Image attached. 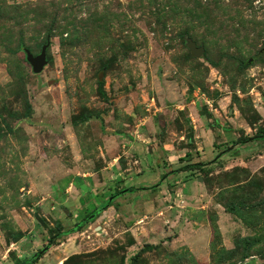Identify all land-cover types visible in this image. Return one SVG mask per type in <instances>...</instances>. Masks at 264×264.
<instances>
[{
	"label": "rangeland",
	"instance_id": "374dc122",
	"mask_svg": "<svg viewBox=\"0 0 264 264\" xmlns=\"http://www.w3.org/2000/svg\"><path fill=\"white\" fill-rule=\"evenodd\" d=\"M46 42L32 74L21 51ZM261 130L264 0H0V264L70 230L111 176L114 190L159 185L34 264H264V141L246 140ZM247 237L261 242L234 245Z\"/></svg>",
	"mask_w": 264,
	"mask_h": 264
},
{
	"label": "trees",
	"instance_id": "16d2710c",
	"mask_svg": "<svg viewBox=\"0 0 264 264\" xmlns=\"http://www.w3.org/2000/svg\"><path fill=\"white\" fill-rule=\"evenodd\" d=\"M21 6L19 5H12L10 6V9L14 10V11H17L18 9H20ZM22 7H25V8H31L30 5H26V6H22ZM170 11H174L172 8H170ZM186 35L187 36V33L184 31L180 34V43L183 44V35ZM21 53H23L21 51ZM24 55V54H23ZM210 66L214 67L213 63L206 59V56L205 54H202L201 56ZM103 69V68H102ZM99 85V88H100V85H101V82L98 81L97 83ZM25 105V113H23V116H26L28 115V111H30V106L29 104L27 103H24ZM96 117V114H87V115H84L83 117L85 119H89L91 117ZM16 118H17V115H16ZM247 141H264V130H261L259 131L258 133H255L253 136H251L250 138L246 139ZM244 141L242 140H238L236 142H233V146L239 144V143H242ZM233 150V149H232ZM229 152V151H228ZM225 153H222V152H219L218 155H216L214 158L208 160L207 162H204V163H191V164H186L184 165L182 168V170H186V171H192V170H196L198 168H202V167H205L207 165H210V164H213L215 163L219 157H221V155H223ZM178 169H176L177 171ZM175 172L174 171H169V174L170 173H173ZM168 173H165L164 175H162L160 178L163 179L165 177V175H167ZM77 180V179H75ZM78 185V184H77ZM159 184L156 183L155 185H152L150 187H147V188H134L132 186L130 187H127V188H123V189H120V190H114L109 196V200H106L105 202H103L102 204L100 205H97V206H94L92 205L91 203L89 204V211L87 210L86 213H84V216L82 219H80V221L76 222L75 225L68 231H61L60 229V226L58 223H56V228L54 229H50L48 228L47 229V241H48V245L49 247L54 245L55 241L60 238V237H63V236H67L71 233H75V232H79L82 228L84 227H87L89 225V223L93 222L98 216L99 214L104 211L106 208L110 207L111 205V202L118 196H120L121 194L123 193H126V192H134V191H138V190H148V189H154L158 186ZM224 212L226 213H230V214H236V211H235V208L233 207L232 204H227V205H224ZM22 237V234L21 233H18L17 235H15V238L13 241H16L18 239H20ZM261 242V239H258V238H240V239H237L234 243L235 246H237L238 244L240 243H243L242 245L245 247V248H250L251 246H253L254 244H258ZM45 252V249L44 248H41L39 249L34 255H32L30 258L28 259H24L22 261H19L18 263L16 264H34L39 258L42 257V255L44 254ZM70 258V257H69ZM67 258L66 260H64V262L62 264H65L68 259ZM133 259H135V256L132 257Z\"/></svg>",
	"mask_w": 264,
	"mask_h": 264
},
{
	"label": "water",
	"instance_id": "95a60500",
	"mask_svg": "<svg viewBox=\"0 0 264 264\" xmlns=\"http://www.w3.org/2000/svg\"><path fill=\"white\" fill-rule=\"evenodd\" d=\"M49 46V43L46 42L40 47L39 53L36 55H32L27 49H23L22 52L24 54V60L29 65L32 74H39L43 67L46 65L47 60L45 59V50ZM187 49L189 51V55L194 58H200L203 54L202 47H196L193 42L187 40L186 42ZM232 146L228 147L226 152H228ZM197 181H200L198 177ZM49 245L47 244L44 249H48Z\"/></svg>",
	"mask_w": 264,
	"mask_h": 264
},
{
	"label": "crops",
	"instance_id": "0c3cea01",
	"mask_svg": "<svg viewBox=\"0 0 264 264\" xmlns=\"http://www.w3.org/2000/svg\"><path fill=\"white\" fill-rule=\"evenodd\" d=\"M104 169L106 168V167H103ZM77 180H75V179H73L72 177H68V178H66V180H67V185H71L70 187H72V185L73 184H75V185H77L78 184V186L80 185V183H81V179H78V178H76ZM110 183H108V185L110 186V187H108L107 188V190H105L106 192L102 195V197H101V199H100V202L101 203H103V201L105 200V198H107L113 191H114V188L112 189L111 187L116 183V181H114V180H116L115 179V177H110ZM104 182H106V180L105 179H103V183ZM109 182V181H108ZM120 187H118V188H116L115 190H120V188H122V184L121 185H119ZM69 187V188H70ZM128 187H130V186H128ZM143 187V186H142ZM145 187V186H144ZM136 192V191H135ZM141 193H150V192H152L153 193V190L151 191V190H145V191H140ZM86 198V200H87V202L90 204V202H89V199H90V195H87L86 197H84L83 199H85ZM86 200H80L81 202H84V203H86ZM94 206H97V205H94ZM76 233V232H75ZM21 241H23V240H25L24 239V237L22 236L21 238ZM20 241V242H21Z\"/></svg>",
	"mask_w": 264,
	"mask_h": 264
}]
</instances>
